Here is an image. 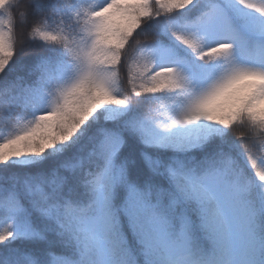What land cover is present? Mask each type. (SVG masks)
Here are the masks:
<instances>
[{"label":"snow or ice","instance_id":"1","mask_svg":"<svg viewBox=\"0 0 264 264\" xmlns=\"http://www.w3.org/2000/svg\"><path fill=\"white\" fill-rule=\"evenodd\" d=\"M0 264H264V0H0Z\"/></svg>","mask_w":264,"mask_h":264},{"label":"trees","instance_id":"2","mask_svg":"<svg viewBox=\"0 0 264 264\" xmlns=\"http://www.w3.org/2000/svg\"><path fill=\"white\" fill-rule=\"evenodd\" d=\"M19 29H20V26L17 27L18 32H19ZM40 51H41V48H38L35 46L26 48L25 54L22 56V58H24L26 63H21L22 65H20V69L10 72L7 76H5V79H11L17 75L26 76L28 69L31 67L33 63L34 55ZM32 55H33V59H32ZM20 57L21 56L16 57L15 61H17Z\"/></svg>","mask_w":264,"mask_h":264}]
</instances>
